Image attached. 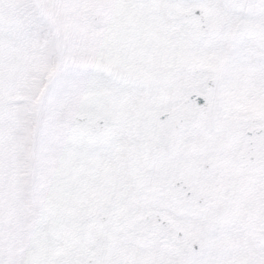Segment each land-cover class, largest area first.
I'll return each instance as SVG.
<instances>
[{
  "label": "snow or ice",
  "instance_id": "obj_1",
  "mask_svg": "<svg viewBox=\"0 0 264 264\" xmlns=\"http://www.w3.org/2000/svg\"><path fill=\"white\" fill-rule=\"evenodd\" d=\"M0 264H264V0H0Z\"/></svg>",
  "mask_w": 264,
  "mask_h": 264
}]
</instances>
